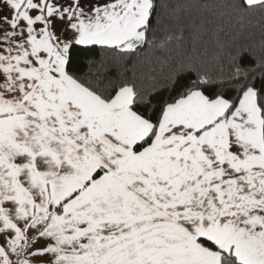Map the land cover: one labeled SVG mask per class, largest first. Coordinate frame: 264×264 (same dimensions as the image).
Masks as SVG:
<instances>
[{"label": "snow or ice", "instance_id": "snow-or-ice-1", "mask_svg": "<svg viewBox=\"0 0 264 264\" xmlns=\"http://www.w3.org/2000/svg\"><path fill=\"white\" fill-rule=\"evenodd\" d=\"M0 264H264V0H0Z\"/></svg>", "mask_w": 264, "mask_h": 264}]
</instances>
